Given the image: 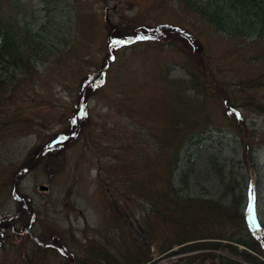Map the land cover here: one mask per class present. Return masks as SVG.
Instances as JSON below:
<instances>
[{
    "label": "rangeland",
    "instance_id": "obj_1",
    "mask_svg": "<svg viewBox=\"0 0 264 264\" xmlns=\"http://www.w3.org/2000/svg\"><path fill=\"white\" fill-rule=\"evenodd\" d=\"M11 1L14 0H0V7ZM49 1L50 4L43 0H23L24 7L20 10L33 23L35 31L51 14H62L63 31L72 34L71 45L57 67L47 65L38 69L42 76L38 83L19 88L16 93V98L21 100L14 108L23 104V115L33 121L34 128L18 138L20 197L11 191L0 195V223L8 224L23 204L28 208L21 215L33 218L23 231L22 226L16 231L11 227L6 230L7 245L12 241L14 245L9 253L0 249V264H27L28 249L25 251V245L19 249V243L28 246L32 241L49 247L44 258L37 257L41 264H76V257L86 256L87 238L112 235L117 215L125 210L129 216L141 215L137 194L119 187L122 174L110 176L106 168L119 163L116 157L135 162V167L141 170L148 163L151 172L145 170L146 173L152 180L156 179V186H161L178 140L173 135L174 109L168 88L179 84L185 68L201 74L204 82L213 86L218 80L234 84L232 88L242 105L264 101V87L250 89L249 83L246 85L250 78L264 83V49L219 35L200 17L189 13L183 2ZM60 16L56 15L57 21ZM133 33L152 37L145 42L152 45V41H157L162 46L126 50L124 43H112L121 40L117 34L122 38L128 35L124 37L127 39ZM110 35L112 42L108 45ZM164 36L170 39L165 40ZM169 40L174 43L167 44ZM176 43L178 47L174 46ZM83 55H86L82 62L85 76L90 80L87 87H94L91 94L85 92L87 87L81 89L69 70V66L80 64ZM4 73L0 65V76ZM70 87L72 93L67 91ZM218 108L216 103L206 106L214 129L182 148L179 170L172 175L171 183L175 188L180 187L181 173L189 169L185 194L224 205L238 204L251 229L264 241V115L255 108H241L250 127L247 144L254 152L251 160H245L244 140L222 125ZM204 114L207 115L202 111L197 116ZM78 120L82 121L80 127ZM21 127L25 129L24 125ZM181 134L176 133L177 137ZM47 136H52L53 142L66 138L65 143L57 146L65 148L62 168L50 167L58 151L48 152L32 167L23 165L48 145ZM134 145L140 148L141 160L131 150L125 151ZM37 147L35 152L33 149ZM144 176L142 170L136 178L144 180ZM101 180L106 181L105 187ZM228 184L233 189L231 186L227 189ZM40 185L48 186L49 190L39 191ZM160 264L171 263L162 259Z\"/></svg>",
    "mask_w": 264,
    "mask_h": 264
},
{
    "label": "trees",
    "instance_id": "obj_2",
    "mask_svg": "<svg viewBox=\"0 0 264 264\" xmlns=\"http://www.w3.org/2000/svg\"><path fill=\"white\" fill-rule=\"evenodd\" d=\"M43 1L51 3L49 0ZM176 1L183 2L189 13L200 17L219 35L237 40L239 44L250 42L251 46L264 49V0ZM23 7V0H14L11 1V4L0 7V65L5 72L0 76V139H4L3 143L0 142V195L11 191L17 198L20 197L18 160L21 155L20 145L17 141L21 135L34 128V123L24 117L25 107L23 104L14 108L21 100L16 98V93L19 88L32 87L33 82L38 83L42 77L38 69L47 65L57 67L60 57L66 55V51L70 49V40L72 39L71 32L63 31L65 17L62 14L57 12L61 15L60 18L62 17L58 21L56 19L58 14H51L44 24L35 31L33 23L28 21L26 15L21 12L20 9ZM52 10L57 11L55 8ZM56 22L59 23L56 24ZM134 34L129 35L131 37L127 39L124 37L128 35L123 38L119 34L116 36L126 41L123 44L126 50L141 46H162L157 41H152V45L145 42L146 40L138 41L136 37L139 34ZM164 39L168 40L170 36H164ZM187 42L191 44V41ZM173 43L174 41H171L167 44ZM174 46L178 47L177 43ZM85 58L86 55H83L80 64L77 63L76 67L69 66V70L73 77L76 76L77 83L81 88L87 87L90 83L89 77L85 76L84 63L82 64ZM185 69L179 84L170 85L168 88L172 95L170 105L174 109L173 135L174 139L178 140L176 146H173V153L167 165V175H164L167 178L162 179L161 186H156V179L152 180L151 175L148 176L146 173V171L151 172L150 167L147 166L148 163H146L142 169L145 172L144 180H138L136 176L142 170L135 167V162H127L123 157L114 158L119 163L111 164L109 168H106V173L110 176L122 174L119 187H127L128 190L137 194L140 200L137 204L142 208L141 215L129 216L127 210L117 215L112 235H104V237L96 235L87 238L84 242L86 256L76 257V264H157L158 261L155 260L152 249L159 256L177 246L182 247L165 256L172 264H264L254 255L240 250L236 246L242 245L264 257V241L250 233L238 204L224 205L219 201L185 194L183 191L187 187L186 181L189 180V169L181 173L180 187L175 188L171 183L172 175L179 168V155L182 148L196 138L201 139L214 129L212 125L214 122L206 111V106L210 103H216L219 107L224 121L222 125L231 128L234 135H237L240 140H244V159L251 160L254 157V152L247 144V139L250 138V127L241 108H255L258 113L264 115V101L252 106H249L248 103L242 105L241 98L236 96V91L232 88L235 87L234 84H226L218 80L213 86L204 82L201 74L190 71L189 68ZM248 83L247 87L250 89L264 87L263 80L258 78H250L246 85ZM92 88L87 87L85 92L91 94ZM240 88L243 90L241 85ZM67 91L72 93L73 90L70 87ZM202 111H205L207 115L197 116ZM78 121L80 127L82 121ZM22 125L25 127L24 130ZM179 132L182 134L177 137L176 133ZM46 139L49 143L38 154L37 159L23 165L32 167L48 152L52 154L53 151H58L54 161H50V167L52 169L55 166L62 168L65 148L57 146L60 143H65L66 138H61L57 142H53L52 136H47ZM129 147L125 148V151L131 150L135 157L141 160L139 146ZM38 149L37 147L33 150L37 152ZM52 157L51 155L49 159ZM104 172L105 168L102 175ZM107 179L110 180V178ZM100 182L103 187L106 186L105 180ZM232 184H228L226 188L231 186L233 189ZM26 208L28 207L23 204L22 209L17 216L11 218L8 225H14L16 228L24 227L30 218L21 215V211ZM5 225L0 223V233L3 232L0 235V249L2 252L9 253L13 250L14 242L7 245L8 239L4 238L6 235ZM116 240L120 241L115 244ZM205 240L215 241L206 242ZM218 240L229 243L218 242ZM22 246L25 251L26 247L28 249L27 264H41L37 257L44 258L49 248L40 245L39 241H32L28 243V246L20 242L19 249Z\"/></svg>",
    "mask_w": 264,
    "mask_h": 264
},
{
    "label": "snow or ice",
    "instance_id": "obj_3",
    "mask_svg": "<svg viewBox=\"0 0 264 264\" xmlns=\"http://www.w3.org/2000/svg\"><path fill=\"white\" fill-rule=\"evenodd\" d=\"M152 37H148V36H137L136 39L137 40H147V39H151ZM113 44H123V43H126V41H123V40H117V41H113L112 42ZM252 211V208H251V205L249 207V212L251 213Z\"/></svg>",
    "mask_w": 264,
    "mask_h": 264
},
{
    "label": "water",
    "instance_id": "obj_4",
    "mask_svg": "<svg viewBox=\"0 0 264 264\" xmlns=\"http://www.w3.org/2000/svg\"><path fill=\"white\" fill-rule=\"evenodd\" d=\"M47 189V187H45V186H40V190H46Z\"/></svg>",
    "mask_w": 264,
    "mask_h": 264
}]
</instances>
